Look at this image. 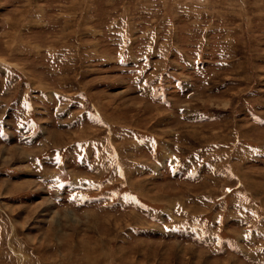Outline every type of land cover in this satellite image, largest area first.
Wrapping results in <instances>:
<instances>
[{
    "label": "rangeland",
    "instance_id": "374dc122",
    "mask_svg": "<svg viewBox=\"0 0 264 264\" xmlns=\"http://www.w3.org/2000/svg\"><path fill=\"white\" fill-rule=\"evenodd\" d=\"M0 264H264V0H0Z\"/></svg>",
    "mask_w": 264,
    "mask_h": 264
}]
</instances>
